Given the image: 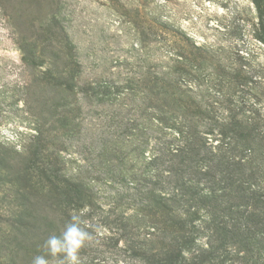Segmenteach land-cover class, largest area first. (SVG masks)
Segmentation results:
<instances>
[{
  "label": "rangeland",
  "instance_id": "374dc122",
  "mask_svg": "<svg viewBox=\"0 0 264 264\" xmlns=\"http://www.w3.org/2000/svg\"><path fill=\"white\" fill-rule=\"evenodd\" d=\"M263 34L264 0H0V264L50 258L45 241L77 213L94 226L81 264H142L134 210L114 207L110 177L129 168L117 151L131 149L138 117L162 107L154 67L182 60V89L219 124L242 108L264 126ZM63 112L75 125L67 137L57 129ZM48 160L88 186L91 207L49 208L40 190Z\"/></svg>",
  "mask_w": 264,
  "mask_h": 264
},
{
  "label": "trees",
  "instance_id": "16d2710c",
  "mask_svg": "<svg viewBox=\"0 0 264 264\" xmlns=\"http://www.w3.org/2000/svg\"><path fill=\"white\" fill-rule=\"evenodd\" d=\"M177 63L161 73L154 67L153 98L162 107L138 117L133 144L125 143L131 149L117 151L129 168L110 177L114 207L125 201L134 210L133 254L142 264H264V126L242 108L228 109L219 124L208 104L184 92L187 72ZM65 114L57 119L62 137L75 126ZM53 165L40 172L49 208L66 216L85 200L91 207L88 186Z\"/></svg>",
  "mask_w": 264,
  "mask_h": 264
},
{
  "label": "clouds",
  "instance_id": "9594fccd",
  "mask_svg": "<svg viewBox=\"0 0 264 264\" xmlns=\"http://www.w3.org/2000/svg\"><path fill=\"white\" fill-rule=\"evenodd\" d=\"M82 213L73 214L59 235H51L43 247L45 255H37L32 264H81V250L94 240L91 221L84 220Z\"/></svg>",
  "mask_w": 264,
  "mask_h": 264
}]
</instances>
